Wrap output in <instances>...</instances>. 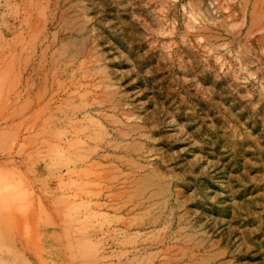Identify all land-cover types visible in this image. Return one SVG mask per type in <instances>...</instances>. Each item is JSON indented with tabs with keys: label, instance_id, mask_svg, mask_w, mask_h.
Instances as JSON below:
<instances>
[{
	"label": "rangeland",
	"instance_id": "374dc122",
	"mask_svg": "<svg viewBox=\"0 0 264 264\" xmlns=\"http://www.w3.org/2000/svg\"><path fill=\"white\" fill-rule=\"evenodd\" d=\"M0 264H264V0H0Z\"/></svg>",
	"mask_w": 264,
	"mask_h": 264
}]
</instances>
